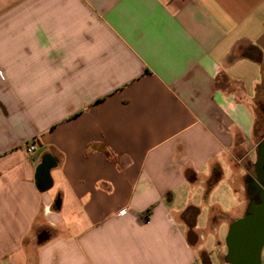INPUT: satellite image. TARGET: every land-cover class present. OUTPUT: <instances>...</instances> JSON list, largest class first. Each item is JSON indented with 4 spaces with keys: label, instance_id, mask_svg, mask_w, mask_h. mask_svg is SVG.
<instances>
[{
    "label": "crops",
    "instance_id": "crops-1",
    "mask_svg": "<svg viewBox=\"0 0 264 264\" xmlns=\"http://www.w3.org/2000/svg\"><path fill=\"white\" fill-rule=\"evenodd\" d=\"M249 45L264 0H0V264H201L203 213L222 249L264 193Z\"/></svg>",
    "mask_w": 264,
    "mask_h": 264
},
{
    "label": "flooded vegetation",
    "instance_id": "flooded-vegetation-1",
    "mask_svg": "<svg viewBox=\"0 0 264 264\" xmlns=\"http://www.w3.org/2000/svg\"><path fill=\"white\" fill-rule=\"evenodd\" d=\"M258 175L260 183L263 184L260 174ZM260 183L255 180L250 182L247 212L242 218L231 221L222 241V249H219L220 242L214 248L215 260H212L206 252H202L201 264H220L222 262L232 264L238 258L250 259L251 253L249 250L256 248L264 234V193L261 191ZM241 223L246 226L240 227V236H237L239 235L238 224ZM252 258H254V253ZM259 264H264V245L261 250Z\"/></svg>",
    "mask_w": 264,
    "mask_h": 264
},
{
    "label": "rangeland",
    "instance_id": "rangeland-1",
    "mask_svg": "<svg viewBox=\"0 0 264 264\" xmlns=\"http://www.w3.org/2000/svg\"><path fill=\"white\" fill-rule=\"evenodd\" d=\"M262 92L264 93V85H263V90ZM257 116H258V127L259 129H263L264 130V113L257 111ZM233 193V189L230 186L229 183V175H226V178L223 180V182L220 184V186L218 187L217 190H215V192L212 194L210 200H209V204L213 205V203H219L220 206L222 207V210H230L236 206L237 204H239V200L235 199L232 195ZM242 208L239 210L240 212H230V217L233 216H238L241 213ZM198 225L201 227L202 232H204V234L207 237V242L205 245H203L202 249H205L206 252L208 253V255L210 256V258L212 260H215V256H214V245H215V237L213 236V234L211 232H209L210 230L208 229V225L206 223L205 220V213H203V216L199 219L198 221ZM225 233V227H222L221 232H220V239L223 238V235ZM215 262V261H214ZM216 263V262H215ZM223 263V262H222ZM220 263V264H222Z\"/></svg>",
    "mask_w": 264,
    "mask_h": 264
},
{
    "label": "trees",
    "instance_id": "trees-1",
    "mask_svg": "<svg viewBox=\"0 0 264 264\" xmlns=\"http://www.w3.org/2000/svg\"><path fill=\"white\" fill-rule=\"evenodd\" d=\"M241 56L253 59L256 62H258L262 67L263 78H264V61L262 54L258 48L249 45L241 50ZM255 109L256 111L260 110V112L264 113V101H262V99L255 102ZM220 178H221V171L219 169H215L211 176L210 183L213 184V182H218ZM150 215H151V210H148L143 216L140 215L141 221L146 222L149 219Z\"/></svg>",
    "mask_w": 264,
    "mask_h": 264
},
{
    "label": "water",
    "instance_id": "water-1",
    "mask_svg": "<svg viewBox=\"0 0 264 264\" xmlns=\"http://www.w3.org/2000/svg\"><path fill=\"white\" fill-rule=\"evenodd\" d=\"M238 226H239V229H238L239 235H237V236H240V233H239L240 227L246 226V225L241 223V224H238ZM263 245H264V234H263V237L260 240L259 244L256 246V248H254V250H252V249L249 250V252L251 253V257L249 260L248 259L246 260L244 257H242V259L241 258H238L237 260L235 259V262H233L232 264H259V258H260V254H261V250H262ZM253 253H254V258H252Z\"/></svg>",
    "mask_w": 264,
    "mask_h": 264
},
{
    "label": "built area",
    "instance_id": "built-area-1",
    "mask_svg": "<svg viewBox=\"0 0 264 264\" xmlns=\"http://www.w3.org/2000/svg\"><path fill=\"white\" fill-rule=\"evenodd\" d=\"M177 1H182V0H177ZM35 152V146L34 145H31V146H27L26 147V153L28 155H31Z\"/></svg>",
    "mask_w": 264,
    "mask_h": 264
}]
</instances>
